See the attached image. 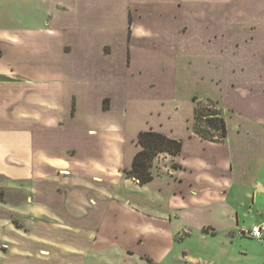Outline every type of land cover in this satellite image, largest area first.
I'll use <instances>...</instances> for the list:
<instances>
[{
    "label": "crops",
    "instance_id": "0c3cea01",
    "mask_svg": "<svg viewBox=\"0 0 264 264\" xmlns=\"http://www.w3.org/2000/svg\"><path fill=\"white\" fill-rule=\"evenodd\" d=\"M208 98L223 142L194 132ZM145 130L184 141L140 184ZM0 187V264H135L124 248L145 242V264H238L220 257L238 239L264 246L244 232L264 222V0H0Z\"/></svg>",
    "mask_w": 264,
    "mask_h": 264
},
{
    "label": "trees",
    "instance_id": "16d2710c",
    "mask_svg": "<svg viewBox=\"0 0 264 264\" xmlns=\"http://www.w3.org/2000/svg\"><path fill=\"white\" fill-rule=\"evenodd\" d=\"M202 101L199 100L196 106L194 132L206 140L223 142L227 137L228 129L222 108L213 99H204L208 104ZM183 141L182 138H172L160 131H141L137 140L141 148L135 154L132 168L126 170L127 176L140 184L152 180L156 158L162 153L179 154L182 151ZM5 200V190L0 187V201Z\"/></svg>",
    "mask_w": 264,
    "mask_h": 264
},
{
    "label": "rangeland",
    "instance_id": "374dc122",
    "mask_svg": "<svg viewBox=\"0 0 264 264\" xmlns=\"http://www.w3.org/2000/svg\"><path fill=\"white\" fill-rule=\"evenodd\" d=\"M202 102L205 104H208L207 101L203 100ZM181 110H182L183 114L187 113L188 104H186V103L183 104ZM158 157H160V155ZM17 224H19L18 221H17ZM217 239L218 240H214V239L211 241L208 240L206 242V245H199V244L196 245V243H195V245L191 246V256H193V258H199L201 255L206 256V255L214 254L218 250L217 248H219V246L221 245L220 241L221 240L225 241V237L222 234V236L220 238L218 237ZM130 243H132L131 240H128L127 244H130ZM124 249L126 250L127 253H129V252L134 253V254H127L126 253L128 256L135 255V254L137 255L138 259L136 260L135 264H145V260L148 259V262L150 261L148 257L145 258V253L151 254V251L154 250L155 248H153L150 245V243L145 242V243H143L142 246L135 247V248H133V250L131 248H129V249L124 248ZM263 251H264V246H262V245L255 244L252 241L238 239V241H236L235 244L231 245L230 248H228L227 250H224V254L220 257H222L224 259L233 258V259L237 260L238 264H255L257 258L262 254ZM34 256L35 255H33V257ZM33 260H35V261H33ZM53 262L40 259L36 256L34 258H31L29 261L30 264H40V263H42V264L43 263H45V264H65L67 262V260L64 258L63 262H61V261H57L54 263ZM15 264H23V258H22V260L18 259Z\"/></svg>",
    "mask_w": 264,
    "mask_h": 264
},
{
    "label": "built area",
    "instance_id": "2783aa9c",
    "mask_svg": "<svg viewBox=\"0 0 264 264\" xmlns=\"http://www.w3.org/2000/svg\"><path fill=\"white\" fill-rule=\"evenodd\" d=\"M246 235L264 241V222L252 226L250 229L244 231Z\"/></svg>",
    "mask_w": 264,
    "mask_h": 264
}]
</instances>
